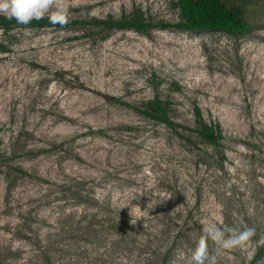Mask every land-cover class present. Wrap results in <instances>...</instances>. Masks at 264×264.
Segmentation results:
<instances>
[{"label":"rangeland","instance_id":"obj_1","mask_svg":"<svg viewBox=\"0 0 264 264\" xmlns=\"http://www.w3.org/2000/svg\"><path fill=\"white\" fill-rule=\"evenodd\" d=\"M224 1L250 31L179 27L177 0H69L75 19L141 8L169 24L148 31L0 28V264H191L210 223L254 226L243 248L208 241L218 264L251 262L264 244V0ZM156 94L180 122L193 126L195 106L219 122L220 150L122 104ZM75 180L99 204L75 202Z\"/></svg>","mask_w":264,"mask_h":264},{"label":"trees","instance_id":"obj_2","mask_svg":"<svg viewBox=\"0 0 264 264\" xmlns=\"http://www.w3.org/2000/svg\"><path fill=\"white\" fill-rule=\"evenodd\" d=\"M177 6L180 9L181 20L176 25L182 28L225 31L230 34L246 32L252 29V25L243 17L240 10L230 7L224 0H177ZM74 24H92L109 29L134 28L138 31H148L157 25H169L164 22L154 23L151 18L145 15L141 8H135L131 13L123 14L119 18L112 15L108 17L94 16L90 19L71 18V22L67 27ZM16 26L60 27L50 24L47 17L39 21L34 20L28 25H21L15 20H7L3 15H0V28L9 29ZM0 47L4 48V45L0 43ZM109 99L114 102L120 101L116 96H111ZM122 104L132 107L137 113L147 118L164 124L182 141L195 143L192 136L187 134L188 131H191L203 143L215 147L217 151L223 146L225 136L221 124L214 121L208 122L199 106L194 107V124L190 126L174 118L171 101L163 99L159 94H156L143 106H135L128 102H122ZM65 190L68 191L75 202L88 205L99 204L97 198L90 194H85L84 181L82 180H75L74 183L67 185ZM114 220L117 226L124 223V220H121L119 216H116ZM52 236L54 235L50 237ZM262 255H264V244L259 248L254 259L249 264H256Z\"/></svg>","mask_w":264,"mask_h":264},{"label":"clouds","instance_id":"obj_3","mask_svg":"<svg viewBox=\"0 0 264 264\" xmlns=\"http://www.w3.org/2000/svg\"><path fill=\"white\" fill-rule=\"evenodd\" d=\"M70 9L69 0H0V15L21 25L47 17L53 26L66 28L71 22ZM255 235L254 226L240 229L227 225L220 227L216 223L207 224L203 227V236L191 254V264H218V254L209 250V239L221 249L234 250L243 248ZM252 259L254 257L250 256L249 260ZM256 264H264V257Z\"/></svg>","mask_w":264,"mask_h":264}]
</instances>
